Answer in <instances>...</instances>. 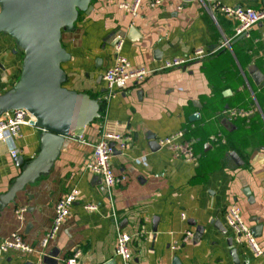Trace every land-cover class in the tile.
<instances>
[{
	"label": "crops",
	"instance_id": "obj_1",
	"mask_svg": "<svg viewBox=\"0 0 264 264\" xmlns=\"http://www.w3.org/2000/svg\"><path fill=\"white\" fill-rule=\"evenodd\" d=\"M122 1L131 0H88L72 29L61 32L68 58L60 62V86L97 99L99 116L59 148L12 201L0 204V243L19 233L33 248L29 253L0 250V264H66L72 257L77 264H124L116 253L117 226L131 236L130 264H174V257L178 264H264V255H256L246 241L236 242L225 219L227 207L237 204L250 228L262 224L255 237L264 248V78L256 84L251 77L254 69L264 75V21L237 38L236 21L215 8L216 3L260 8L264 0H159L156 5L143 0L136 16L118 7ZM131 26L140 35L136 40L126 36ZM119 36L120 54L132 66L153 71L106 99L102 74L113 62ZM226 39L229 44L220 47ZM218 47L181 66L159 69L197 48ZM24 55L14 36L0 31V98L21 80ZM228 107L253 112L229 120L221 114ZM193 113L198 116L190 120ZM41 132L30 123L20 127L13 143L0 141V195L40 151ZM105 132L129 139L110 159L114 172L124 177L111 190L85 168L92 144ZM177 132L182 135L176 142L188 143L194 160L158 143ZM218 133L225 143L210 141ZM150 141L158 145L151 148ZM73 188L78 194L68 216L41 248L55 203ZM88 204L96 209H87ZM21 207L25 211L19 217ZM216 221L226 233L214 226ZM230 236L237 263L229 251ZM50 251L57 252L56 263L44 262Z\"/></svg>",
	"mask_w": 264,
	"mask_h": 264
},
{
	"label": "water",
	"instance_id": "obj_2",
	"mask_svg": "<svg viewBox=\"0 0 264 264\" xmlns=\"http://www.w3.org/2000/svg\"><path fill=\"white\" fill-rule=\"evenodd\" d=\"M87 3L88 0H0V31H8L13 35L25 53L21 80L13 91L0 98V114L15 108H25L34 117L32 124L42 130L40 151L17 177L16 183L0 195V204L12 201L15 193L34 180L49 164L47 161L53 159L59 148L65 149L73 139L82 135L86 125L99 116L97 99L60 86L64 80L60 62L68 58L60 44L61 28L64 26L66 30H71L77 12L75 5L85 10ZM126 36L132 40L140 37L134 26L129 28ZM242 37L244 34L237 38ZM251 77L256 84H260L264 75L254 69ZM197 116V113H193L189 119L194 120ZM110 144L114 145L112 142ZM157 145L156 141H150L151 148ZM116 151L114 149V153ZM229 155L236 164H240V157L235 151ZM17 161L18 165L22 164L21 157ZM214 226L223 233L227 232L220 221H216ZM261 228L262 224L252 226L253 235L259 236ZM227 243L237 263L238 256L232 247L231 236L227 238ZM56 258L55 251L43 256L47 263H56ZM173 263L178 264L177 257H174Z\"/></svg>",
	"mask_w": 264,
	"mask_h": 264
},
{
	"label": "built area",
	"instance_id": "obj_3",
	"mask_svg": "<svg viewBox=\"0 0 264 264\" xmlns=\"http://www.w3.org/2000/svg\"><path fill=\"white\" fill-rule=\"evenodd\" d=\"M143 0L122 1L119 3V8L129 12L132 16L139 14ZM159 0H151L150 5H156ZM218 9L225 16L234 19L236 26L234 28V37L241 34L248 36L249 29L264 21V6L260 8H252L249 6H230L215 4ZM230 39H226L220 47L229 44ZM123 44V38L119 36L114 44L115 56L113 62L108 66L102 74V79L105 83V98H114L121 90H123L130 81H139L144 76L152 72V69L146 67H135L127 60L126 57L120 54ZM220 47L209 49L197 48L193 51L192 55L184 57H175L164 61L159 69H167L172 67L181 66L196 58L204 57L215 53ZM253 110H245L238 107H228L223 109L221 114L225 115L229 120L239 117L249 116ZM34 117L25 108H15L7 110L0 115V141H7L13 143V138L18 135L19 129L22 125L32 123ZM182 135V132L174 133L167 137L158 140L160 145L169 147L175 152H180L186 161L195 159V154L188 143L176 142V139ZM210 141L214 143H225V138L222 134H212ZM114 143L111 145L110 143ZM129 145V139L125 135L115 132H105L102 134L99 141L92 144L91 159L85 163V168L92 174L99 177L104 186L111 190L115 185L124 180L123 176L117 175L111 164L110 159L114 154V149L123 150ZM13 147V146H12ZM18 150L13 148L11 154L16 157ZM77 190L71 189L64 196L60 197L54 205V216L51 228L45 233L41 239V248L47 247L49 241L54 238L62 222L69 214L70 206L77 198ZM87 209H96V205H85ZM25 211L24 207L18 210L19 217ZM225 219L228 226L233 230L236 242L246 241L256 255H264V248H262L256 237L253 235L250 225L244 220L241 208L237 204H230L225 212ZM117 224V222H116ZM190 234L186 232V236ZM131 241V236L122 231L117 226L116 233V253L122 258L124 264H130V252L128 244ZM0 250L7 252L9 250H18L24 253L32 252L33 248L27 244L19 233H13L11 237L5 238L0 243ZM66 264H77L75 257L66 260Z\"/></svg>",
	"mask_w": 264,
	"mask_h": 264
},
{
	"label": "rangeland",
	"instance_id": "obj_4",
	"mask_svg": "<svg viewBox=\"0 0 264 264\" xmlns=\"http://www.w3.org/2000/svg\"><path fill=\"white\" fill-rule=\"evenodd\" d=\"M79 7L77 6V5H75V9H76V16H78V14H79V12H80V9H78ZM75 16V17H76ZM61 32H63V33H65V27L63 26L62 28H61Z\"/></svg>",
	"mask_w": 264,
	"mask_h": 264
}]
</instances>
